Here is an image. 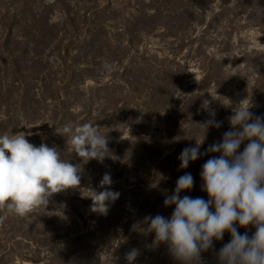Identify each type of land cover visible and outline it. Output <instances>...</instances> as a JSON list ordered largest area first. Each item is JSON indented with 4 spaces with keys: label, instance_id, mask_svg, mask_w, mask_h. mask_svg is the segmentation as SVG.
Returning <instances> with one entry per match:
<instances>
[{
    "label": "rangeland",
    "instance_id": "rangeland-1",
    "mask_svg": "<svg viewBox=\"0 0 264 264\" xmlns=\"http://www.w3.org/2000/svg\"><path fill=\"white\" fill-rule=\"evenodd\" d=\"M233 4L0 0V134L23 132L36 146L56 147L81 176L46 208L23 217L0 211V264H99L103 246L93 231L103 215L88 196L103 190L105 173L120 193L114 204L143 202L153 165L181 141L195 146L197 124L211 110L222 121L207 132L214 143L230 130L234 108L251 104L264 116V3L256 17L251 6L236 16L242 10ZM69 122L99 126L109 149L103 163L83 162L56 133Z\"/></svg>",
    "mask_w": 264,
    "mask_h": 264
},
{
    "label": "clouds",
    "instance_id": "clouds-1",
    "mask_svg": "<svg viewBox=\"0 0 264 264\" xmlns=\"http://www.w3.org/2000/svg\"><path fill=\"white\" fill-rule=\"evenodd\" d=\"M251 104L234 108L228 118L231 128L221 141L208 146L205 155H213L200 172L202 191L208 199L183 196L191 190L194 178L186 172L176 181L171 195H166L165 207L174 205L171 218L147 215L132 224L131 230L144 235L155 234L154 248L166 244L179 264H200L201 253L213 247V241L231 235L229 243L218 252L219 264H264V116H256L249 109ZM210 118L197 124L203 132L202 139H195V146L184 148L179 156L180 168L186 169L200 155V147L209 128H220L222 121ZM56 133L66 137L73 152L83 161L92 159L103 163L108 153V141L94 123L73 127L69 122ZM248 140L243 152L238 153L242 141ZM80 168L62 158L56 147L46 143L36 146L26 139L23 132L0 134V211L23 217L49 204L50 198L67 189L78 188L81 183ZM110 173L99 182L102 191L91 190L90 209L107 215L110 204L119 199L120 193L111 190ZM214 209V210H213ZM6 216L0 215V224ZM253 225L255 233L240 234L236 225ZM139 249L125 253L127 264H133Z\"/></svg>",
    "mask_w": 264,
    "mask_h": 264
},
{
    "label": "trees",
    "instance_id": "trees-1",
    "mask_svg": "<svg viewBox=\"0 0 264 264\" xmlns=\"http://www.w3.org/2000/svg\"><path fill=\"white\" fill-rule=\"evenodd\" d=\"M229 1H234L236 3L233 4L234 8L235 6L241 8L242 11L237 13L236 16L242 17L247 15L244 11L248 6H251L253 10V13L250 12L249 15L256 17L257 14L255 13L257 10L255 7L258 8L264 3V0ZM201 118L202 116L200 114H196V120H201ZM196 129L198 132L195 139H202V130L199 126ZM213 130H215V128H209L208 131L213 132ZM213 143V138L206 137L200 147V157L196 161L190 162L186 169H181L179 156L181 151L186 148V146L182 145L181 141L178 147L179 149H177L175 154L167 156L164 162H156L157 164L153 165V170L149 173V180L143 186L145 191L143 194V202L136 200L135 203L128 206L127 201L122 200L120 204L110 205L108 214L99 218V226L93 231V233L99 234V245L103 246V251L100 252L101 257H99V264H101L102 257L104 256L107 257V263L109 264H127L125 253L132 248L139 249L140 253L133 264H179L170 253L166 244L162 243L154 248L146 247V245L152 244L155 238L154 233L144 235L132 231L131 226L134 222L142 220L147 215L155 216L160 214L170 219L175 206L171 205L165 207L164 200L166 195H171L174 192L176 181L186 172L192 174L194 186L191 190L182 191L180 193L181 198L187 195L193 198L202 197L205 200L208 199L207 193L202 191L203 181L201 180L200 172L203 164L213 156L211 153L207 155L204 154L208 146ZM139 187H141L140 184ZM236 227L238 228L240 226L237 224ZM254 233L255 231H253L249 237ZM230 240L231 237L228 232L224 233L222 240H214L213 247L201 253L200 264H219L217 254L225 244L230 242Z\"/></svg>",
    "mask_w": 264,
    "mask_h": 264
}]
</instances>
